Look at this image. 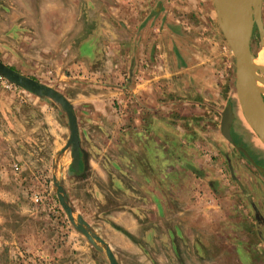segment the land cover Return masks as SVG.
Returning a JSON list of instances; mask_svg holds the SVG:
<instances>
[{
	"label": "crops",
	"instance_id": "crops-1",
	"mask_svg": "<svg viewBox=\"0 0 264 264\" xmlns=\"http://www.w3.org/2000/svg\"><path fill=\"white\" fill-rule=\"evenodd\" d=\"M41 1L36 14L42 18L48 1ZM100 3L98 12L117 15L109 24L128 36L112 40L113 51L93 57H105L115 83L106 81L104 70L99 85L91 83L93 74L74 77L75 71L72 83L64 87L80 139V166L77 171L70 166L72 173H86L84 182L90 184L84 190L96 189L95 182L113 183L120 190L123 208L116 222H128L139 231L141 221H162L168 225V238H175L171 231L178 232L184 244L200 253L206 246L246 240V232L235 233L244 224L257 242L259 264H264V147L235 100L233 71L224 77L219 68L212 31L204 39L193 27L174 21L171 6H143L135 4L138 0H114V7ZM50 29L22 34L16 45L19 62L36 64L23 75L44 77L48 68L51 74L58 70L48 63L60 44ZM39 99L0 88V118L15 128L1 131L3 139L29 134L19 126L31 114L50 127L49 134L55 132L57 119ZM248 134L256 147L240 146L238 139Z\"/></svg>",
	"mask_w": 264,
	"mask_h": 264
},
{
	"label": "rangeland",
	"instance_id": "rangeland-1",
	"mask_svg": "<svg viewBox=\"0 0 264 264\" xmlns=\"http://www.w3.org/2000/svg\"><path fill=\"white\" fill-rule=\"evenodd\" d=\"M47 1L46 15L41 18L40 14H36L42 4L41 0H0V37L5 40L0 38V61L19 73L34 71V62H19L16 45L22 34H34L37 27L53 28L50 30H54L60 44L59 51L56 54L53 52L48 58V63L52 67V64L58 65V70L51 74V68H48L44 77L31 78L64 96H68L64 87L72 83V72L75 71L74 77L77 76L76 73L93 74L89 75L93 77L91 83L96 81L99 85V80H104L99 73L104 70L108 74L106 81L115 83V76L109 72L111 66L105 62V57L95 61L93 57L98 54L103 56L106 52L109 53L110 49L113 51L115 46L112 40L128 36L124 30L113 29L109 24L117 15L100 14V0H53V3L51 0ZM104 1L109 6H117L114 0ZM158 1L138 0L135 4L171 6L173 13L169 14V17L185 26L193 27L204 39L210 37L212 31L213 45L216 43L219 51V68L224 77L226 73H229L230 77L233 71L234 82V58L219 26L217 27L212 0ZM29 8L34 12H28ZM258 22L262 35L255 24L251 36V49L255 58L259 53L264 56V0H261ZM39 32L40 30L38 35ZM38 39L40 40V37ZM99 42L101 45H98ZM84 56L86 57L83 58ZM258 73L264 81L262 73ZM82 80L89 81L90 77ZM262 87L264 98V83ZM0 88L9 92L21 91L37 101L39 99L16 86L5 88L2 80ZM94 92L99 94V90ZM234 94L238 103L235 90ZM39 101L48 104V113H54L53 116L57 119L56 133L49 134L50 127L44 121L36 120L31 114L23 117L22 122H26L19 126L20 130L24 133L27 130L29 134L23 137L17 132L7 141L3 139L5 135H2L1 131L14 127L0 118V264H110L104 247L101 246V250L94 247L67 218L56 197L54 177L64 189L74 219L77 216L83 218L84 227L110 247L118 264H259L261 255L257 242L251 239L249 228L244 224H239L235 233L242 236L243 232H246V240L235 238L234 243L222 242L221 246H206L200 253L193 246L191 249L186 244V239L179 237L178 232L171 231L175 238H168V225L162 221H141L140 224L143 225L139 231L131 230V224L128 222H116L114 218L123 208L119 204V201H122L120 190L108 182H95L96 189L84 190L86 185L88 187L90 184L84 182L86 173H72L70 149L63 150L69 136L65 113L58 104L48 98H40ZM35 124L38 125L37 131L30 132ZM238 142L246 148L248 144L256 147L250 134L241 136ZM261 145L264 147L262 143ZM22 153L26 154V157L21 156ZM60 154L63 156L60 157ZM15 165L19 168L17 172L14 171ZM109 176L114 178V174ZM98 194H101L100 198ZM34 196L41 197L42 203H34ZM227 245L232 247L227 248Z\"/></svg>",
	"mask_w": 264,
	"mask_h": 264
},
{
	"label": "water",
	"instance_id": "water-1",
	"mask_svg": "<svg viewBox=\"0 0 264 264\" xmlns=\"http://www.w3.org/2000/svg\"><path fill=\"white\" fill-rule=\"evenodd\" d=\"M218 26L227 42L235 63L234 88L242 116L264 146V98L261 85L264 81L256 69L255 56L251 49V36L256 24L260 34L262 28L258 22L261 0H212ZM0 77L10 84L33 95L48 98L58 104L68 121L69 137L63 150L70 149L71 169L77 171L80 166V139L76 115L66 97L38 81L27 77L0 61ZM56 197L67 218L77 231L86 237L94 247L102 249L110 264H118L110 247L98 236L90 234L85 228L81 216L74 219L72 208L67 203L64 189L53 178Z\"/></svg>",
	"mask_w": 264,
	"mask_h": 264
},
{
	"label": "bare ground",
	"instance_id": "bare-ground-1",
	"mask_svg": "<svg viewBox=\"0 0 264 264\" xmlns=\"http://www.w3.org/2000/svg\"><path fill=\"white\" fill-rule=\"evenodd\" d=\"M254 63H255L256 69L262 73L263 78H264V56L260 53L257 54L254 60ZM261 89H263L262 85H261Z\"/></svg>",
	"mask_w": 264,
	"mask_h": 264
},
{
	"label": "built area",
	"instance_id": "built-area-1",
	"mask_svg": "<svg viewBox=\"0 0 264 264\" xmlns=\"http://www.w3.org/2000/svg\"><path fill=\"white\" fill-rule=\"evenodd\" d=\"M0 80H2L3 81V83H4V87L5 88H7V89H11L12 87H13V85L12 84H10L9 82H7L5 79H3L2 77H0ZM14 171L15 172H17V171H19V168H18V166H14ZM33 201H34V203H42V198L41 197H39V196H34V198H33Z\"/></svg>",
	"mask_w": 264,
	"mask_h": 264
},
{
	"label": "flooded vegetation",
	"instance_id": "flooded-vegetation-1",
	"mask_svg": "<svg viewBox=\"0 0 264 264\" xmlns=\"http://www.w3.org/2000/svg\"><path fill=\"white\" fill-rule=\"evenodd\" d=\"M14 86V85H13Z\"/></svg>",
	"mask_w": 264,
	"mask_h": 264
}]
</instances>
